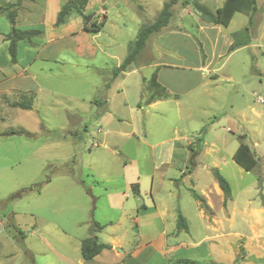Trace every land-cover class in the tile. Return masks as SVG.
I'll use <instances>...</instances> for the list:
<instances>
[{
    "label": "crops",
    "instance_id": "crops-1",
    "mask_svg": "<svg viewBox=\"0 0 264 264\" xmlns=\"http://www.w3.org/2000/svg\"><path fill=\"white\" fill-rule=\"evenodd\" d=\"M65 1L0 0V18H5L7 21L5 24H0V49L3 51L2 49L6 48L8 51L9 42L5 34L10 31L11 24L6 14L15 9L16 28L40 31V38L35 36L31 39L19 40L16 48L15 64L23 67V71H33L32 78L35 81L37 74L51 70L47 66L40 65L41 61L51 62L58 67L67 64L75 67L82 64L90 71L99 70L105 74L108 70L111 71L110 79H104L102 73H96L99 80L95 86H98L97 89L104 96H85L83 101L89 109L72 108L71 111L73 117H76L74 127L82 128L80 129L83 135L80 140L84 139L88 125L95 123L96 132L100 133V144L103 147H109L110 144L116 147L119 151H114V155L121 151L125 153L120 160L125 189L119 206L122 213L126 214L125 203L129 198H134L137 202L133 207L138 215L133 219L136 224L134 239L126 243L117 240L104 242L111 245L110 250H116L118 247V255L125 253L119 264H175L179 260L186 259L201 262L198 264H205L207 261L216 264H264V110L256 109L247 99L244 100V96L250 92L249 87L258 89L260 85L261 88L264 87L260 78L262 72L257 66L258 56L262 58L261 54L264 55V29L257 30L256 34L249 38V34L244 32L245 24H249L247 15L248 20L239 22V29H228L227 33L217 28L218 24L202 21L196 29V34L190 35L196 45L195 51L198 52L197 63L191 66L170 63L165 59L167 54L173 53L179 59H183V56L158 45L159 40L165 36V31H168V34L185 33L183 28L174 24L171 26V19L174 16L172 12L168 24L148 36L134 61L124 70L114 73V68L118 67L126 56L128 44L132 40L117 49L115 33L104 38L102 29L92 33L82 27L77 36H72L67 20L69 14L62 23L55 24L57 13ZM97 1L98 3H94L93 0H88L86 7L88 6V10H93L98 4L99 6L92 12L103 13L105 24L108 19L105 0ZM114 1H116L114 6L118 7V1L121 0ZM182 6L184 13L191 12L188 4ZM1 7L5 10L2 11ZM84 32L89 33L87 44L80 36ZM240 32L243 33L242 36L238 35ZM155 33L160 35L156 38ZM42 39L44 40L42 44L36 46V43ZM234 42L236 46L231 49L230 46ZM21 45L25 56L19 55ZM204 45L209 47L206 53L202 52ZM223 56H225L224 61L217 65ZM233 57L237 74L220 73L223 65ZM3 65L0 59V69ZM179 67L189 68L198 73L197 88L201 89V92L208 91L205 88L210 84L206 79L207 73L215 84L221 80L231 82L228 91L235 96L229 104L232 114L225 111L223 115L233 124L232 129L226 128L231 136L218 134L213 127L215 121L211 120H209L210 124L204 123L199 127L193 124L192 128L185 129L181 135H176L178 130L175 128L171 133H166L168 125L163 121H161L162 125L158 126L148 124L147 118L154 114L172 113L178 119L187 120L197 110V96H180L168 83L160 80V72L163 69ZM152 73H156L158 83L166 88L170 96L139 105L143 99L141 96L143 79H148ZM130 85L134 87L135 96H130L128 93ZM215 93L212 89L209 90V97L214 103L218 95ZM183 97H188V100ZM234 104H236L235 108ZM210 117L215 120L216 115L212 114ZM189 136L194 137L190 139ZM192 139L196 141L197 155L191 160V149L187 146ZM160 143L165 145V155L156 158L154 149ZM240 143L249 147L256 160V165L249 171L241 168L232 159ZM98 144L92 141L90 146L97 147ZM140 145L147 146L151 150L150 158L146 160L151 166L150 173L143 177L145 183L137 175L130 177V169L126 170L132 162V154L128 148L135 150ZM224 152L226 157L223 155ZM176 153L182 158L175 157ZM192 164L193 167L190 169ZM214 168L230 185V196L226 199L213 177ZM248 177V181L245 180ZM186 181L190 182L189 188L204 198L208 210H205L193 196L191 203L181 194L180 184ZM133 188L137 192L133 191ZM195 188H198V191ZM188 193L191 194L189 189ZM178 213L184 217L187 230L177 228ZM137 216L146 217L144 227L137 226L139 222ZM1 222L2 219L0 224ZM142 228H146V232L151 229L154 231L144 233ZM41 236L44 246L59 259V261L51 259L48 263L87 264L80 253L82 239L77 242H72L68 238L51 241L46 236L42 234ZM237 244L241 245L242 249L239 256H236ZM27 251L35 252L32 246H29ZM108 253L109 250H103L94 257L93 261H96L98 256Z\"/></svg>",
    "mask_w": 264,
    "mask_h": 264
},
{
    "label": "rangeland",
    "instance_id": "rangeland-1",
    "mask_svg": "<svg viewBox=\"0 0 264 264\" xmlns=\"http://www.w3.org/2000/svg\"><path fill=\"white\" fill-rule=\"evenodd\" d=\"M167 1L169 0H121L116 7V1L105 0L108 19L101 28L103 37L115 33V47L120 49L127 41L134 40L143 22L154 20L159 8L161 9ZM173 1L171 9L174 16L170 24L183 28L185 33L168 34V31H165V36L159 40L158 45L183 56V59H179L173 53L167 54L165 59L170 63L191 66L197 63L198 52L195 51L196 45L190 35L196 34V29L202 21H208L194 7L198 0ZM199 1L210 7L209 9L212 8V11L223 2ZM93 2L98 3L97 0ZM185 4L189 5L190 13H184L182 5ZM256 4L257 10L250 16L251 21L245 24L249 27V38L254 36L257 30L264 29V0H256ZM98 6L96 4L93 10H88L87 6L83 12L92 14V21L95 23L104 19L103 13L92 12ZM67 20L72 36H77L84 25L82 14L72 10ZM241 20H248L247 16L236 13L227 27L218 25L217 28L227 33L228 29H239ZM5 22V18H0V24ZM159 35L160 33H155L156 38ZM238 35L242 36L243 33ZM37 36L41 37L39 34ZM80 36L87 44L89 33L84 32ZM43 41L42 39L36 43V46H40ZM22 46L19 55L25 56ZM208 49V45H204L202 52L206 53ZM2 50L0 49V59L4 64L0 69V219L3 222L0 224V264H50L48 262L51 259L59 261L55 254L44 246L41 234L51 241L68 238L77 242L91 235L90 229L94 223L103 226L99 233H96L99 241L117 240L126 243L134 239L136 224L133 219L138 214L133 206L137 201L134 198L128 199L124 207L126 214L122 213L119 206L125 189L120 160L125 153L121 151L114 155V151L118 149L111 144L109 147H103L95 123L88 125L84 139L80 140L83 135L82 128L74 127L76 117H73L71 111L72 108L89 109L83 101L85 96H104L97 89L98 86H95L99 80L96 73H102V78L110 79L111 71L108 70L105 74L99 70L90 71L82 64L75 67L71 64L58 67L51 62L41 61L40 65L51 70L37 74L35 81L32 78L33 71H23V67L10 62L7 49ZM261 56L262 58L258 56L257 66L262 72L260 78L264 84V55ZM224 59L225 56L217 65ZM233 60L234 57L225 63L220 73L237 74ZM60 73L63 75H59ZM208 76L207 73L206 79L210 84L205 88L208 91L201 92V89L197 88L199 75L195 71L183 67L163 69L160 72V80L168 83L180 96H197V110L187 120L178 119L172 113L154 114L148 116V124L158 126L162 125L163 121L168 125L166 133H171L175 128L178 130L176 135H181L185 129L192 128L193 124L199 127L211 120L215 121L213 127L218 134L231 136L226 128L232 129L233 124L223 116L225 111L232 114L229 104L235 96L228 91L231 82L221 80L215 84ZM145 80L144 78L141 96H147ZM215 86L216 89H213ZM261 86L260 89L249 87L250 92L244 96V100L247 99L256 109L264 110V87ZM210 89L218 94L215 103L209 97ZM128 93L135 96L132 85ZM258 96L263 98L262 103H257ZM183 98L188 100V97ZM23 103L29 104L31 108L23 109ZM234 105L235 108L236 104ZM212 114L216 115L215 120L210 117ZM193 137L189 136L190 139ZM92 141L99 143L98 146L91 147ZM162 144L155 146L156 158L165 155V145ZM187 147L191 149L192 160L197 155L196 141L192 139ZM128 151H131L132 162L126 170L130 169V177L137 175L145 183L143 177L150 173L151 165L146 160L150 158L151 150L140 145L135 150L128 148ZM223 155L227 156L225 152ZM175 157L182 158L177 153ZM192 167L193 164L190 169ZM248 179L249 177L245 180ZM189 187V181L180 184V192L193 203L194 197L188 193V189L191 190ZM195 190L198 191V188ZM137 217V226L144 227L146 217ZM142 231L152 233L154 230L146 232V228H142ZM29 246H32L35 252L27 251ZM117 248L87 264H119L125 253L118 255ZM235 249L236 256H239L242 253L241 245H235Z\"/></svg>",
    "mask_w": 264,
    "mask_h": 264
},
{
    "label": "trees",
    "instance_id": "trees-1",
    "mask_svg": "<svg viewBox=\"0 0 264 264\" xmlns=\"http://www.w3.org/2000/svg\"><path fill=\"white\" fill-rule=\"evenodd\" d=\"M88 0H66L60 7L55 24L58 25L62 23L67 15L72 11L76 10L80 12L83 16V29L92 33L98 32L104 25V19L99 23H95L92 21V14H84L85 7L87 5ZM174 3L173 0H169L163 3V7L159 10L158 14L154 18L153 21L144 23L138 29L134 40L130 41L127 47V54L123 58L120 65L114 68L113 72L117 73L118 71L124 70L130 63H132L135 59L137 53L143 48L145 45L146 39L148 36L155 31H158L163 26H166L169 22V19L172 15L171 6ZM194 7L196 8L197 12H199L208 22L213 24L227 26L232 18V16L238 12L243 13L250 16L257 10L256 0H223L221 6L216 8L215 11L210 10L206 5L195 2ZM1 10L4 11L5 9L1 7ZM15 15L16 10L9 11L6 14L7 19L11 24L10 31L5 34L6 40H8V52L10 55V61L12 63L17 62L16 57V48H17V41L22 39H31L32 37L37 36L40 31L36 29L32 30H21L15 27ZM92 21V22H91ZM249 27L245 26L244 32H248ZM236 35V34H234ZM236 46L234 42L230 48L233 49ZM144 80V79H143ZM146 81V93L147 96H143L139 105L144 103L148 104L152 101L157 99H165L170 96V93L166 90L165 87L160 85L157 81L156 73H152L151 76L145 80ZM23 109H30L31 107L29 104L23 103L21 104ZM232 159L238 164L241 168L246 171L251 170L256 165V160L253 157L252 152L250 151L249 147L244 144L240 143L236 150L232 155ZM213 177L216 179L219 187L224 193V199L230 196V185L226 178L222 176V174L217 170H212ZM133 191L137 192V190ZM192 196L199 201L200 205L205 209L208 210L204 198L196 193L194 190H190ZM177 228L178 229H185L187 230V225L185 223L184 217L178 213L177 215ZM102 225L99 223H94L90 229L91 235L85 237L81 240L80 243V253L81 257L85 262L93 261L94 257L100 254L103 250H110L111 245L108 243H104L98 240L97 232L102 229ZM201 263L197 260H179L175 264H198ZM205 264H216L211 261L205 262Z\"/></svg>",
    "mask_w": 264,
    "mask_h": 264
},
{
    "label": "built area",
    "instance_id": "built-area-1",
    "mask_svg": "<svg viewBox=\"0 0 264 264\" xmlns=\"http://www.w3.org/2000/svg\"><path fill=\"white\" fill-rule=\"evenodd\" d=\"M262 101H263V98H261V97H257V103H262Z\"/></svg>",
    "mask_w": 264,
    "mask_h": 264
}]
</instances>
